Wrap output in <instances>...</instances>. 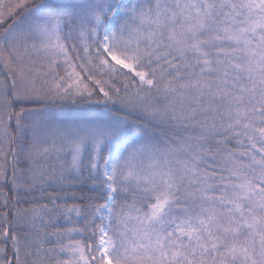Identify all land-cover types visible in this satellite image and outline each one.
<instances>
[{"label":"snow or ice","instance_id":"1","mask_svg":"<svg viewBox=\"0 0 264 264\" xmlns=\"http://www.w3.org/2000/svg\"><path fill=\"white\" fill-rule=\"evenodd\" d=\"M0 264H264V0H0Z\"/></svg>","mask_w":264,"mask_h":264},{"label":"trees","instance_id":"2","mask_svg":"<svg viewBox=\"0 0 264 264\" xmlns=\"http://www.w3.org/2000/svg\"><path fill=\"white\" fill-rule=\"evenodd\" d=\"M71 111V110H70Z\"/></svg>","mask_w":264,"mask_h":264}]
</instances>
